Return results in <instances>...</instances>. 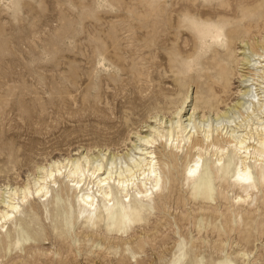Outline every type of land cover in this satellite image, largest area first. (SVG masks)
Returning a JSON list of instances; mask_svg holds the SVG:
<instances>
[{
	"label": "rangeland",
	"instance_id": "rangeland-1",
	"mask_svg": "<svg viewBox=\"0 0 264 264\" xmlns=\"http://www.w3.org/2000/svg\"><path fill=\"white\" fill-rule=\"evenodd\" d=\"M245 2L252 1L0 0V188L23 186L40 165L70 153L101 148L122 154L132 148L134 131L146 129L157 112L169 115L185 94H196L195 84L189 87L175 68L189 55L186 49L201 52V91L209 88L213 62L231 68L229 96L216 91L235 102L242 65L234 52L242 39L264 40V18L248 32L249 24L233 28L218 45L209 37L201 49L192 46L198 41L187 29L200 10L201 24L231 27L234 8ZM162 150L158 143L161 159ZM230 181L216 180L214 196L196 200L192 185L180 180L171 192L164 180L148 220L123 240L99 239L104 231L92 239L85 220L75 217V234L58 235L65 228L63 210L50 204L46 212L38 197H30L21 217L34 216L33 229L40 227L44 238L27 230L16 260L49 263L46 248L73 264H180L186 244L195 246L182 264H264V185L236 203L234 196L242 193ZM69 199L74 201L72 193ZM195 252L201 255L194 260Z\"/></svg>",
	"mask_w": 264,
	"mask_h": 264
},
{
	"label": "bare ground",
	"instance_id": "bare-ground-1",
	"mask_svg": "<svg viewBox=\"0 0 264 264\" xmlns=\"http://www.w3.org/2000/svg\"><path fill=\"white\" fill-rule=\"evenodd\" d=\"M251 1L234 8L236 20L231 27L224 23L201 24L200 10L199 18L190 22L187 29L198 41L192 46L201 49V41L209 37L214 46L218 45L219 37L231 38L232 29L243 24H249L248 32L252 24L264 18V0ZM241 43V48L234 52L237 65H242L237 70L235 102L228 103V98H224L229 96L235 77L231 68L220 59L213 62L215 71L208 75L209 88L201 91V52L190 53L186 49L189 55L181 59L182 67L175 68L189 87L195 84L196 94H185L169 115L156 111L145 124L146 129L134 131L132 148L122 154L101 148L70 153L63 160L40 165L23 186L6 184L0 188V264L11 261L12 264H73L70 258H60L59 253H48L46 248L43 249L49 263L40 262L36 257L16 260L17 253L24 251L20 247L21 237L33 229L34 216L31 220L21 217L30 197H38L46 212L50 211V204L57 212L63 210L65 228L58 235L75 234L72 224L75 217L85 220L87 236L93 239L98 231H104L99 239L107 241L115 236L123 240L132 229L148 220L155 208L154 196L163 189L164 180H169L171 192L180 180L192 185L191 194L198 200L201 194L206 198L214 196L216 180L230 179L228 186H235L242 193L235 195L234 201L245 203L259 185H264V40L242 39ZM217 87L223 90L224 96L217 93ZM158 143L163 147L162 159L156 151ZM180 152L185 156L180 157ZM66 180L68 183L60 187ZM71 193L74 201L69 199ZM56 225H53L55 230ZM33 233L35 238H44L40 227L33 229ZM182 246L184 251L177 258L180 264L188 256L187 249L195 245ZM200 255L195 252L194 260Z\"/></svg>",
	"mask_w": 264,
	"mask_h": 264
}]
</instances>
